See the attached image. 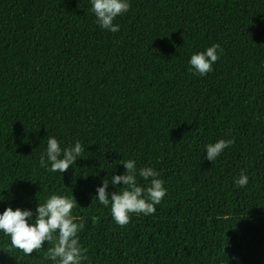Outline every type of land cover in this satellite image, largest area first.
<instances>
[{
	"label": "trees",
	"instance_id": "1",
	"mask_svg": "<svg viewBox=\"0 0 264 264\" xmlns=\"http://www.w3.org/2000/svg\"><path fill=\"white\" fill-rule=\"evenodd\" d=\"M129 3L112 33L91 0H0V214L73 194L82 264H264V0ZM217 43L200 76L191 56ZM49 137L85 149L64 173L40 167ZM122 159L167 189L125 227L94 198ZM49 247L26 256L0 232V264H53Z\"/></svg>",
	"mask_w": 264,
	"mask_h": 264
},
{
	"label": "clouds",
	"instance_id": "2",
	"mask_svg": "<svg viewBox=\"0 0 264 264\" xmlns=\"http://www.w3.org/2000/svg\"><path fill=\"white\" fill-rule=\"evenodd\" d=\"M92 12L100 28L116 33L120 30L114 19L127 13L130 9L129 0H91ZM223 49L217 44L208 47L206 51L194 54L189 61L195 72L205 76L213 71L212 65L218 61ZM234 139L218 140L206 146V158L213 162L221 153L234 143ZM85 151L80 141L74 146L61 148L60 142L49 137L46 153L40 156V167L50 172L64 173L81 157ZM50 164V167H49ZM125 168L124 174L105 178L102 186L97 188L94 197L99 204L108 207L111 203V215L115 223L125 227L131 222V215L145 216L155 214L156 205L160 204L167 194L164 181L159 178L160 173L151 167L137 169L133 159L120 160ZM137 176L150 181L147 187L137 182ZM123 184L122 191H107L109 184L117 186ZM238 187L249 183V177L241 171L235 180ZM67 187V186H66ZM77 201L72 196L51 195L46 202L38 203L35 213L7 207L0 214V232L11 239V246L21 250L26 256L39 252L45 243L51 245L47 249L45 259L53 264H82L88 259L87 249L80 244L79 233L85 223L79 216L73 215Z\"/></svg>",
	"mask_w": 264,
	"mask_h": 264
}]
</instances>
